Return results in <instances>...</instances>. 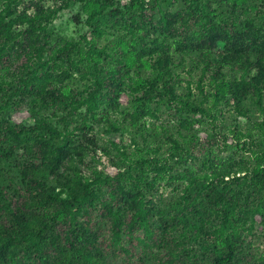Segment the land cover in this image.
Instances as JSON below:
<instances>
[{
	"label": "trees",
	"instance_id": "16d2710c",
	"mask_svg": "<svg viewBox=\"0 0 264 264\" xmlns=\"http://www.w3.org/2000/svg\"><path fill=\"white\" fill-rule=\"evenodd\" d=\"M120 8L112 12V17L126 23ZM200 18L204 19L200 13L188 10L162 12L155 20L130 17L132 26L151 24L154 32L166 34H159L147 51L156 56L150 74L136 88L128 87L141 92L132 99V110L115 119L112 114L120 110L119 96L128 84V77L120 69L105 67L104 75L94 73L92 83L84 90L68 88L66 69L56 58L50 34L43 31L35 38L37 26L32 22L16 33L19 43L14 49L8 45L13 35L6 33L0 19V37L6 35L0 39L6 45L0 46V61L13 65L11 71L17 79L10 99L28 92L39 108L64 114L60 120L66 124L82 109H86V115H93L103 104L110 106L113 111L107 117L108 132L126 130L138 152L137 159L129 163L127 148L113 142L118 154L115 158H122L124 167L135 162L144 175L138 180L129 174L133 183L143 181L138 195L133 196L123 174L103 177L81 168L83 148L70 136L68 125L59 129L51 125L46 114L35 125H21L0 116V177L3 164L9 163L15 170L6 183L0 180V264H118L113 261L116 245L123 237L135 238L138 224L144 227L146 238L155 233L147 224L150 215L140 198L143 187L150 189L166 177L179 179L182 196L174 214V235L165 245L163 239L160 247L173 254L186 240L193 239L198 247L182 259L183 264L238 262L247 223L258 215L264 219V144L258 152V166L250 169L243 161H216L212 151L199 141L195 124L200 120L191 119L196 105L189 96L177 95L174 65L180 61L177 53L184 51L187 43H195L194 47L200 49L218 34ZM196 28H201L199 35L192 31ZM172 32L177 36L176 47L165 43ZM124 60L123 55L121 63ZM252 68L246 67L243 78L233 85L232 100L238 110L246 94L252 92L264 118V64L257 63L255 72ZM213 70V79L218 82L219 70ZM6 86L0 85L4 93L0 98L7 95L8 91H1ZM22 100L12 101V106L20 107ZM162 108L167 110L165 120ZM258 126L264 128V119ZM175 159L184 162L186 168L174 172L171 162ZM188 159L198 164L189 165ZM194 167L199 169L192 171ZM153 173L156 177L148 181ZM218 240L223 243L221 252L209 253L211 244Z\"/></svg>",
	"mask_w": 264,
	"mask_h": 264
},
{
	"label": "rangeland",
	"instance_id": "374dc122",
	"mask_svg": "<svg viewBox=\"0 0 264 264\" xmlns=\"http://www.w3.org/2000/svg\"><path fill=\"white\" fill-rule=\"evenodd\" d=\"M118 7H122L120 9H123L126 23H118L117 19H113L112 12ZM185 10L200 13L204 18L200 20L212 25L218 34L209 44H201L200 49L194 47L195 43H187L184 51L179 50L177 57L181 63L177 61L174 65L177 78L175 91L179 96H189L194 105L203 109L200 111L194 106L191 119L200 120V123L195 124L199 131L197 137L212 151L215 160L220 163L243 161L252 169L258 166V152L263 150L264 128H259L258 124L264 118L252 92L246 94L239 106L238 110L245 112L240 114L232 100V87L243 78L246 67H253L255 72L257 63L264 64V0H0V19L6 25V33L13 35L8 45L16 49L19 43L16 33H21L34 22L37 26L33 33L35 38L43 31L52 37L51 45L57 51L56 58L66 69L65 83L69 85L68 88L84 90L92 83L94 73L104 75L105 67L118 68L123 76L128 77V84L119 96L120 110L112 114L113 119L132 110V99L141 92L128 87L139 86L150 74L156 58L155 54L151 55L147 51L160 32H154L151 24L132 26L130 17L138 16L140 21L148 17L155 20L160 18L162 12ZM172 28L175 29V26ZM192 31L199 35L201 28ZM164 34L166 32L160 35ZM1 37L5 38L6 35L2 34ZM176 39L175 32L169 33L165 43L176 47ZM0 46L4 48L6 45L0 41ZM62 46L66 47L63 51ZM123 55L125 60L121 63ZM222 58H225L223 62ZM5 63L0 61V85L5 87L9 84L1 90L8 91L6 96L0 98L2 118L6 117L21 125H35L46 114L51 125L59 129L68 125L72 131L70 136L83 148L81 168L89 174L98 173L103 177H114L121 173L126 179L129 193L138 195V188L143 186V181L133 183L129 176L139 180L144 176L143 169L135 162L133 166L128 164L124 167L122 158H115L118 154L113 142L127 148L129 163L137 159L138 152L131 146V135L126 130L108 132L107 117L113 108L103 104L93 115H86V109H82L71 122L63 123L60 119L64 114L39 108L40 105L28 92L10 99V95L16 91L17 79L11 71L13 65ZM214 68L219 70L218 82L213 79L211 71ZM2 94L0 92V96ZM21 98L20 107L12 106L13 102ZM165 112L167 110L162 108L164 120L167 118ZM237 135L239 140L236 139ZM171 163L174 172L186 168L184 162L179 163L177 159ZM188 164L198 162L188 159ZM1 167L3 175L0 180L6 183L7 176H12L15 170L9 168V163ZM198 169L194 167L191 170ZM239 175L244 177L243 173ZM149 177L148 181H151L156 174ZM179 184V179L171 181L166 177L154 182L150 189L142 188L144 194L140 199L145 202L150 215L147 224L155 233L149 239L146 238L144 227L138 224L134 230L135 238L124 240L123 237L116 245L113 261L118 264H183L182 259L188 257L194 247H198L199 243L193 239L186 240L184 246L173 254L160 247L163 239L165 245L174 235V214L182 196ZM251 204L255 205L254 200ZM240 242L242 248L236 264L264 261V219L261 216L247 223ZM216 243L211 244L209 253L221 252L223 243L219 240Z\"/></svg>",
	"mask_w": 264,
	"mask_h": 264
}]
</instances>
